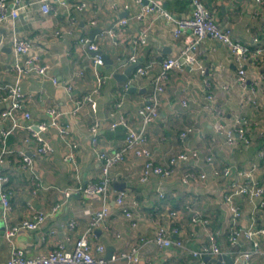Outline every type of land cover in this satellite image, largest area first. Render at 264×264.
<instances>
[{
	"label": "crops",
	"instance_id": "0c3cea01",
	"mask_svg": "<svg viewBox=\"0 0 264 264\" xmlns=\"http://www.w3.org/2000/svg\"><path fill=\"white\" fill-rule=\"evenodd\" d=\"M143 1L159 5L174 19L189 17L193 10L188 0ZM67 2L73 7L80 2L88 6L82 13L73 8L70 16L74 18V24L68 21L62 8L56 16L43 15L37 6L30 5L29 0L24 1V8L14 22L13 30L19 38L34 40L32 54L40 64L48 67L45 77L35 73L17 75L10 43L12 31L7 25L0 24V82L19 84L26 96L23 110L30 114L32 124L49 121L47 108L60 111L63 114L61 121L69 127L71 139L78 144L76 172L72 174L63 159L65 147L55 129H48L42 135L51 148L49 154L42 157L34 156V142L24 143L28 132L19 130L8 138L12 154L1 168L9 177L11 210L4 214L0 202V264L7 262L14 248L23 250L28 257L46 254L61 242L66 249H71L75 240L87 231L91 213L102 207L101 199L97 196L85 198L82 193H73L65 199L63 193L70 187H83L97 181L101 173L97 153L111 154L119 150L126 138L124 127H111L120 118L136 131L144 130L146 146L156 165L168 166L181 151L197 149L201 155L187 162H176L173 165L176 174L172 178L150 175L145 182L140 180L144 160L128 155L111 170L112 184L107 199L109 216L93 228L90 243L103 245L105 256L108 247L116 256L135 250L139 264H194V259L185 250L175 246L159 248L153 242L160 225H171L168 212L176 210L178 217L174 223L179 233L172 235V240L180 241L186 250H194L202 244L208 245L212 236L222 251L216 259L228 257L219 264H243L234 252L250 250L252 243L242 239L233 249L227 245L231 218L224 196L228 195L232 181L238 185L264 186V52L255 53L264 45V0H202L214 22L229 27L232 38L250 49L251 54L243 64L247 87H241L236 81L238 64L229 49L205 39L199 56L205 72L200 74L188 67L182 72L169 71L164 82L165 91L159 97L158 117L146 126L136 112L150 95L152 82L161 73V62L179 57L192 40L191 33L174 38L171 25L157 14L147 15L142 22L135 20L134 16L140 10L135 0ZM123 18L129 23L116 28L114 24ZM92 20L94 25L90 24ZM144 26H149L147 43L135 45ZM111 28H114L115 37L107 34ZM81 38L92 40L98 46V52L81 44ZM100 52L109 57L110 65L105 62L101 67L94 64V56ZM134 54L138 65L150 60L155 62L147 76L134 78L136 68L131 67L135 63L130 61ZM25 60L26 56H21L19 63L23 64ZM129 69L127 81L115 79V75H125ZM53 79L57 85L53 84ZM67 85H71V93L65 90ZM129 87L135 91L128 93ZM96 88L99 91L93 96L95 109L85 103L75 112V101L82 100ZM208 95L212 101L207 100ZM6 107L7 103L0 101V111ZM238 119L249 122L250 143L244 145L238 140L234 146L227 145L224 134L218 133L215 125L220 123L226 131L232 129ZM94 125L97 127L96 147L92 145L91 127ZM4 127L0 123V129ZM19 152L32 159L30 169L22 168ZM208 158L211 161H207ZM225 168H231L235 174L238 170L243 175L223 178L221 173ZM214 171L220 175L215 176ZM247 172L250 176H244ZM189 173L197 177L205 174L206 178L183 183L182 177ZM121 185L122 189H117ZM122 191L127 194L125 203H134L130 222L114 201L116 194ZM233 202L241 211L237 223L240 229L264 230V206L260 205L264 202V194L259 197L234 196ZM55 206L58 209L52 212ZM187 207L207 221L206 225L192 224V213ZM37 212L49 214L37 230H19L15 236L6 238L7 229L19 227ZM257 239L264 250V233ZM251 262L264 264V258L253 256ZM118 264L127 262L121 259Z\"/></svg>",
	"mask_w": 264,
	"mask_h": 264
},
{
	"label": "built area",
	"instance_id": "2783aa9c",
	"mask_svg": "<svg viewBox=\"0 0 264 264\" xmlns=\"http://www.w3.org/2000/svg\"><path fill=\"white\" fill-rule=\"evenodd\" d=\"M25 0H0V24L10 27L12 33L10 38L12 54L15 59L14 70L17 75L23 73H35L38 77H45L48 72V67L38 62L37 57L32 54V48L34 47V40L28 38H19L13 30L14 22L19 17L20 11L24 8ZM30 5L37 6L43 15H57V11L62 8L63 12L68 17V21L74 24V18L70 16L73 8L74 11L82 13L88 6L80 2L77 5L70 6L67 0H29ZM193 7L192 13L189 17H182L174 19L170 13L163 10L159 5L155 3H144L143 0H135L136 4L140 7L139 13L134 16L137 21H144L147 15L157 14V16L171 25V34L174 38L180 37L186 32H190L192 40L186 45L179 57H170L161 62V73L155 77L152 82V91L148 96L146 102L137 110L136 114L141 118L144 126L154 123L158 117V105L159 97L164 93V82L166 80L167 73L171 70L184 71V68L189 67L190 70H194L197 73L203 74L204 67L200 62L199 56L201 54V44L205 39H210L221 45L226 46L236 64H238V71L236 81L243 87H247L246 70L244 68V62L247 61L251 51L245 45L235 41L232 38L231 30L229 27H221L217 25L211 12L206 8L202 0H188ZM259 2L260 0H256ZM55 5L57 6L55 8ZM113 6H116L114 4ZM129 23L128 19L118 20L114 26L116 28L125 27ZM91 25L95 24V21H90ZM149 33V26H144L138 35L135 45H145L147 43ZM107 34L111 37H115L114 28L107 31ZM79 42L86 45L88 49L94 53L98 52V46L87 38H81ZM264 52V45L255 50V53L262 54ZM26 56V60L23 64L19 63V58ZM137 56L134 54L130 57L132 63H137ZM103 59L99 55L94 56V64L96 66H103ZM154 61H147L146 63L139 64L134 71V78L147 76L151 69L154 67ZM80 75V73H79ZM53 84L57 85L55 79L52 80ZM258 85V82L255 85ZM254 85V86H255ZM71 85L65 86V90L71 93ZM127 87H125L126 89ZM99 89L96 88L91 94L86 95L82 100L75 101L74 111L77 112L81 107L88 103L92 109H95L96 104L93 100V96L98 94ZM21 88L18 83L5 84L0 82V101L7 103V107L0 111V123L5 125L0 129V202L3 205L4 214L10 212V193L8 192L9 177L2 171L1 165L12 154L11 149L7 144V140L13 134L19 130L28 132V137L24 139L25 144L34 142L36 147L34 149V156L42 157L48 155L51 151L48 143L43 140V133L48 129H55L57 131L58 139L65 147L64 161L70 166L72 174L76 172V150L78 148L77 142L73 141L70 137V129L64 124L62 119V113L54 108H47L46 113L49 116L48 122H42L37 125L30 123V114L23 110V103L25 100ZM208 101H212V97L208 95ZM124 127L126 131V138L123 145L119 150L112 152L111 154L105 152H98L97 159L101 163V173L96 182H89L83 187H70L64 191L63 196L65 199L70 198L73 193H82L85 198L99 197L102 201V207L99 211L91 213V221L89 228L80 237H78L71 249H66L64 243H57L53 249L46 254H38L31 257L25 255L21 249H12L11 255L5 264H118L121 259H124L127 264H139V257L135 250L130 253H123L121 255H112L109 259L105 256V248L103 245L93 246L90 241V233L98 223L109 216V208L107 205V199L111 190L112 178L111 170L120 162L125 160L128 155H132L138 159L144 160L143 170L141 172L140 180L142 182L147 181L150 175L157 176L161 179H169L175 176L176 171L173 165L176 162H187L197 159L201 155L200 150L181 151L177 153L170 161L168 166H159L154 163L151 156L150 149L146 146V139L143 131H136L131 127L124 118H120L117 122L111 125L112 129L116 126ZM250 124L246 119H238L235 126L232 129L223 131L220 123L215 125V130L218 133L224 134L227 145L234 146L237 141L241 140L244 145L250 143L248 137V130ZM190 132V129L187 130ZM92 133V145L96 147L97 143V127L94 125L91 127ZM184 137L185 134H182ZM21 158L22 168L24 170L30 169L32 159L24 152H19ZM207 161H211L210 158ZM231 168H225L221 175L223 178H229L234 175ZM236 174L243 175V172L235 170ZM215 176H219L218 171H214ZM235 174V175H236ZM250 176V173H244V176ZM205 174H201L198 177L194 174H188L182 177V182L187 183L189 180L205 179ZM264 194V186L256 187L250 185H238L232 181L229 184V193L224 196L225 202L228 205L231 227L227 236L228 246L233 249L240 240L244 239L252 243L250 250L238 253L243 264H252L251 260L253 256L260 255L264 258V250L261 249L257 236L264 233V230H258L250 227L247 230L240 229L237 226L238 220L241 217V211L237 205L233 202L234 196L249 195L250 197H259ZM127 194L122 191L116 194L115 204L124 217L130 222L133 219L131 213V207L134 203L126 204ZM264 206V202L260 203ZM58 206L52 209V212H56ZM191 214V223L198 225H206L201 216L194 210L189 209ZM51 212V213H52ZM49 214L44 212H37L32 215V218L22 222L19 227H12L5 231L6 238L10 239L15 236L19 230H37L40 225L47 219ZM171 225H160L156 232L153 242L159 248H169L175 246L186 253L191 255L194 259V264H215L207 263L206 257H218L222 254L220 247L212 236L209 237L210 243L208 245H200L197 249L186 250L180 241L172 240V235L179 233L174 221L178 217L176 210L168 212ZM175 225V226H174ZM135 226L134 223L131 224ZM229 254L231 251H228ZM150 264V263H148ZM263 264V263H261Z\"/></svg>",
	"mask_w": 264,
	"mask_h": 264
},
{
	"label": "water",
	"instance_id": "95a60500",
	"mask_svg": "<svg viewBox=\"0 0 264 264\" xmlns=\"http://www.w3.org/2000/svg\"><path fill=\"white\" fill-rule=\"evenodd\" d=\"M145 4H146V2H145ZM97 55H99V56H101L102 57V59H103V61L107 64V65H110L112 62H111V60L109 59V57H107V56H104L101 52L100 53H98ZM138 66V64L136 63V64H133L132 65V67H131V69H134V68H136ZM189 68V67H188ZM131 69H129V72L127 71L126 73H125V75H115V79L118 81V82H125V81H127V79L130 77V70ZM135 91V88H133V87H129L128 88V90H127V92L128 93H131V92H134ZM85 186V185H84ZM117 186V185H116ZM117 189H119V190H121L122 189V185H121V187H117ZM112 256V249L110 248V247H108L107 248V252H106V258L107 259H109L110 257ZM228 259V257H225V256H221V257H219V258H212V257H206L205 258V261L207 262V263H217V264H219V262L221 261V260H227Z\"/></svg>",
	"mask_w": 264,
	"mask_h": 264
},
{
	"label": "trees",
	"instance_id": "16d2710c",
	"mask_svg": "<svg viewBox=\"0 0 264 264\" xmlns=\"http://www.w3.org/2000/svg\"><path fill=\"white\" fill-rule=\"evenodd\" d=\"M228 245V244H227Z\"/></svg>",
	"mask_w": 264,
	"mask_h": 264
}]
</instances>
